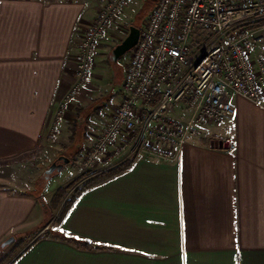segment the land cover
Listing matches in <instances>:
<instances>
[{"label":"crops","instance_id":"1","mask_svg":"<svg viewBox=\"0 0 264 264\" xmlns=\"http://www.w3.org/2000/svg\"><path fill=\"white\" fill-rule=\"evenodd\" d=\"M129 7L100 46L60 136L45 145L55 106L73 82L77 40L98 6L0 0V264H264V106L242 97L233 98L227 127L217 132L235 153L210 148L200 134L175 162L139 154L130 169L86 190L58 223L63 207H50L53 197L83 181L76 162L123 100L128 59L112 62L110 48L129 35ZM261 34L254 57L264 56ZM61 156L70 159L67 176L56 178L62 169L44 179Z\"/></svg>","mask_w":264,"mask_h":264},{"label":"built area","instance_id":"2","mask_svg":"<svg viewBox=\"0 0 264 264\" xmlns=\"http://www.w3.org/2000/svg\"><path fill=\"white\" fill-rule=\"evenodd\" d=\"M88 1L98 13L77 40L73 82L55 106L45 145L60 136L70 105L92 78L100 46L132 0ZM262 20L264 0H158L125 66L122 102L76 162L84 171L81 183L139 154L177 161L205 125L231 117L233 98L264 106V56H253L263 37L249 28ZM209 147L237 149L220 136L209 137Z\"/></svg>","mask_w":264,"mask_h":264},{"label":"rangeland","instance_id":"3","mask_svg":"<svg viewBox=\"0 0 264 264\" xmlns=\"http://www.w3.org/2000/svg\"><path fill=\"white\" fill-rule=\"evenodd\" d=\"M158 2V0H132L129 4V8L126 13V23L124 24V29L126 31L129 30L128 33H130L129 26H136L139 28H142L144 21L146 20L150 10L153 8V6ZM254 31V37L260 38L263 37L261 34L264 31V25L257 26L256 28L251 29ZM123 41V40H122ZM121 39H113L111 41V50H113L118 44H120ZM131 57V52L127 53L124 57H122L118 62L116 63H124L129 60ZM230 119V118H229ZM227 127V123H221V124H207L204 126V131L201 132V140L203 143H207L209 141V137L211 136H220L223 137L221 134H218L217 132H223ZM41 153V152H39ZM156 159V158H155ZM72 166L67 165L63 168L62 172L60 174L55 173L57 176V179H62L69 173ZM83 184V183H81ZM81 184H79L77 187H79ZM82 187V186H80ZM76 189V188H75ZM75 189H72L65 197V199L61 202V205L63 206L66 202V200L72 196Z\"/></svg>","mask_w":264,"mask_h":264},{"label":"trees","instance_id":"4","mask_svg":"<svg viewBox=\"0 0 264 264\" xmlns=\"http://www.w3.org/2000/svg\"><path fill=\"white\" fill-rule=\"evenodd\" d=\"M262 25H264V20L250 25L249 28L253 29V28H256L257 26L259 27ZM110 60L113 62L112 55L110 56ZM136 159H137V156L132 160H127V161L123 162L122 164L118 165L117 167L112 168V169H110V170H108V171H106V172H104V173H102L96 177H93V178L85 181L82 184V187H77L74 190L72 196H70L66 200L65 204L62 206L63 208L60 212V215L58 218V223H61L67 217V215L70 213L71 209L75 206L78 199L82 196V194L86 190L124 173L125 171H127L128 169H130L133 166ZM43 178L44 179L48 178L46 173L43 174ZM73 187L74 186L69 187V190H72ZM69 190H68V188L59 189L58 192L53 197V200L50 204V207H59L61 205V202L65 199L66 195L68 194ZM42 203L44 204V207H46V208L49 207L44 200H42ZM66 239L73 242L77 246L91 248L90 243L87 241H81V240H78V239L73 238V237H67Z\"/></svg>","mask_w":264,"mask_h":264},{"label":"water","instance_id":"5","mask_svg":"<svg viewBox=\"0 0 264 264\" xmlns=\"http://www.w3.org/2000/svg\"><path fill=\"white\" fill-rule=\"evenodd\" d=\"M141 35V29L136 26H131L129 35L112 50V59L114 62H118L139 42ZM70 164V159L66 156H61L56 162H54L46 171L47 177H50L55 172L61 171L65 165ZM15 241V237H10L3 244L2 247L10 245Z\"/></svg>","mask_w":264,"mask_h":264},{"label":"snow or ice","instance_id":"6","mask_svg":"<svg viewBox=\"0 0 264 264\" xmlns=\"http://www.w3.org/2000/svg\"><path fill=\"white\" fill-rule=\"evenodd\" d=\"M77 239H79V237H77Z\"/></svg>","mask_w":264,"mask_h":264}]
</instances>
